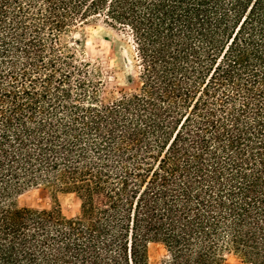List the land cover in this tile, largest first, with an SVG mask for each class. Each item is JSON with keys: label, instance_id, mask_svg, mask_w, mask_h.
Instances as JSON below:
<instances>
[{"label": "trees", "instance_id": "1", "mask_svg": "<svg viewBox=\"0 0 264 264\" xmlns=\"http://www.w3.org/2000/svg\"><path fill=\"white\" fill-rule=\"evenodd\" d=\"M97 19L138 67L108 99L66 39ZM36 186L78 212L19 206ZM150 242L264 264V0H0V264H154Z\"/></svg>", "mask_w": 264, "mask_h": 264}, {"label": "rangeland", "instance_id": "2", "mask_svg": "<svg viewBox=\"0 0 264 264\" xmlns=\"http://www.w3.org/2000/svg\"><path fill=\"white\" fill-rule=\"evenodd\" d=\"M77 57L85 58L91 66L98 67L103 79L101 98L108 99L120 89H130L136 84L135 49L128 31L113 28L101 19L89 21L76 27L66 37ZM72 40H76L72 43ZM80 45L77 46L76 43ZM134 78V83L129 79ZM17 204L30 208H52L56 205L66 216H73L79 210L80 200L74 193H63L51 187H28L18 197ZM166 252L161 243L148 244V258L159 263ZM225 264H248L232 254L227 255Z\"/></svg>", "mask_w": 264, "mask_h": 264}]
</instances>
